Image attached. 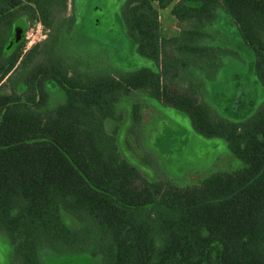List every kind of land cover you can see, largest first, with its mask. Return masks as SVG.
Instances as JSON below:
<instances>
[{
    "label": "trees",
    "instance_id": "obj_1",
    "mask_svg": "<svg viewBox=\"0 0 264 264\" xmlns=\"http://www.w3.org/2000/svg\"><path fill=\"white\" fill-rule=\"evenodd\" d=\"M73 2L0 0V229L15 262L88 254L102 264H264V102L236 121L204 97L223 59L239 58L204 42L221 11L264 86V0H126V33L156 66L134 71L83 68L59 51L62 29L75 21L67 16ZM170 7L180 32L165 37L160 10ZM22 17L42 24L47 38L9 52ZM51 82L66 95L56 107ZM134 94L186 114L199 135L225 140L243 167L184 187L146 179L106 129ZM141 120L133 104L134 126Z\"/></svg>",
    "mask_w": 264,
    "mask_h": 264
},
{
    "label": "rangeland",
    "instance_id": "obj_2",
    "mask_svg": "<svg viewBox=\"0 0 264 264\" xmlns=\"http://www.w3.org/2000/svg\"><path fill=\"white\" fill-rule=\"evenodd\" d=\"M126 0H74L68 9L75 21L66 24L57 39L59 50L70 62H83L89 69L134 71L143 67L156 69L153 61L140 56L135 42L128 37L122 18ZM207 28L211 37L205 43L230 48L239 58L225 57L214 79L206 80L204 95L224 117L241 121L264 102V86L253 73L252 52L246 48L230 19L222 11ZM161 32L165 37L180 32L171 7L160 10ZM11 38V52L24 43L25 50L47 38L48 30L40 23L18 20ZM16 43V44H15ZM239 64V68L235 66ZM255 78V79H254ZM50 107L65 102V92L55 82L49 84ZM140 106L142 120L134 126L132 106ZM120 120H107L106 129L115 133L120 153L150 181L168 180L176 186L197 185L217 171L241 169L243 163L230 151L225 140L205 138L195 132L189 117L142 94L123 98L117 105ZM65 223L73 228L79 222L63 213ZM45 264H102L100 256L46 255ZM0 264H18L8 235L0 229Z\"/></svg>",
    "mask_w": 264,
    "mask_h": 264
},
{
    "label": "crops",
    "instance_id": "obj_3",
    "mask_svg": "<svg viewBox=\"0 0 264 264\" xmlns=\"http://www.w3.org/2000/svg\"><path fill=\"white\" fill-rule=\"evenodd\" d=\"M175 21H176V19H175ZM207 44H210V43H207ZM210 45H213V44H210ZM246 48H247V47H246ZM235 59H236V58H235ZM240 66H241V65H240ZM240 66H239V64H237L235 67H236V68H239ZM254 79H255V78H254Z\"/></svg>",
    "mask_w": 264,
    "mask_h": 264
}]
</instances>
